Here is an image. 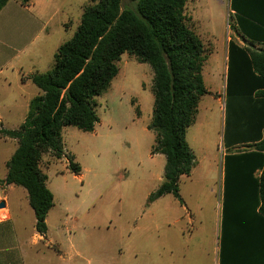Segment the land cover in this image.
I'll use <instances>...</instances> for the list:
<instances>
[{"label":"trees","instance_id":"trees-1","mask_svg":"<svg viewBox=\"0 0 264 264\" xmlns=\"http://www.w3.org/2000/svg\"><path fill=\"white\" fill-rule=\"evenodd\" d=\"M8 1L0 0V10ZM18 1L26 6L29 0ZM123 2L97 0L83 7L75 32L57 48L51 69L30 77L39 94L30 100L23 123L1 132L17 141L5 183L26 190L40 235L46 234V216L53 207L40 160L46 154L65 158L70 172L80 173V166L63 152L62 129L93 131L99 121L95 98L109 89L124 53L153 73L147 129L154 135L151 155L164 156L165 165L162 183L148 202L166 194L180 200L178 183L195 165L186 134L201 98L211 92L202 76L204 44L188 26L185 0ZM229 10L233 29L250 44L227 43L218 264H264V0H229ZM246 190L253 192L254 207L260 198L261 216H229L231 198Z\"/></svg>","mask_w":264,"mask_h":264},{"label":"rangeland","instance_id":"rangeland-1","mask_svg":"<svg viewBox=\"0 0 264 264\" xmlns=\"http://www.w3.org/2000/svg\"><path fill=\"white\" fill-rule=\"evenodd\" d=\"M96 1L50 0L51 11L57 10L50 43L69 40L83 7ZM185 14L204 44L202 76L211 94L201 98L187 130L195 165L178 183L180 200L166 194L148 202L162 183L165 165L164 156L151 155L154 135L147 129L153 73L124 53L109 89L95 98L100 123L94 132L66 127L71 133L64 145L76 156L80 174L65 171L64 161L50 155L41 162V167L53 162L46 171L56 198L49 232L62 245L67 264H214L218 258L225 50L229 39L249 45L233 29L229 0H185Z\"/></svg>","mask_w":264,"mask_h":264},{"label":"crops","instance_id":"crops-1","mask_svg":"<svg viewBox=\"0 0 264 264\" xmlns=\"http://www.w3.org/2000/svg\"><path fill=\"white\" fill-rule=\"evenodd\" d=\"M51 12L50 0H29L26 6H22L18 0H10L0 10V204H4V207L0 208V264H67L61 258L62 245L49 232L48 214L53 210L56 198L49 188L46 171L53 162L41 167L46 154L42 156L39 164L40 170L47 178L46 187L53 195V207L46 216L47 231L46 234L40 235L34 227V214L28 204L26 190L5 183L7 163L17 148V141L1 134L3 130H16L23 123L30 100L39 94L30 77L34 74L46 73L51 69V60L57 48L63 43L61 41L52 44L49 41L55 34V26L50 28V23L56 16L57 10ZM243 41L250 44L248 41ZM254 47L258 45L255 44ZM226 56L227 47L225 58ZM226 60L224 79H226ZM217 101L220 105L219 97ZM98 120L92 132L100 123L99 118ZM66 129L64 127L61 132L63 152L80 166L76 156L72 155V151L64 145L65 134L70 137L69 133H71ZM60 161H64L65 171L70 172L65 158ZM219 173L218 211L221 216L223 169ZM259 175L260 172L254 174L255 177ZM254 204L253 192L247 190L244 193L238 192L237 196L231 198L229 216L260 215V198L256 207ZM262 234L264 235V232ZM214 264H218V258Z\"/></svg>","mask_w":264,"mask_h":264},{"label":"water","instance_id":"water-1","mask_svg":"<svg viewBox=\"0 0 264 264\" xmlns=\"http://www.w3.org/2000/svg\"><path fill=\"white\" fill-rule=\"evenodd\" d=\"M3 207H4V204H3V203H1V204H0V208H3Z\"/></svg>","mask_w":264,"mask_h":264}]
</instances>
